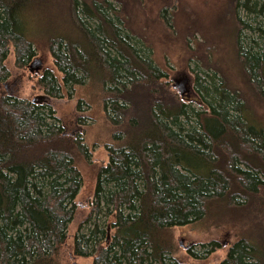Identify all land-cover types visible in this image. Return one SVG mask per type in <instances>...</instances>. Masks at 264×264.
Segmentation results:
<instances>
[{
  "label": "trees",
  "instance_id": "1",
  "mask_svg": "<svg viewBox=\"0 0 264 264\" xmlns=\"http://www.w3.org/2000/svg\"><path fill=\"white\" fill-rule=\"evenodd\" d=\"M34 1L0 0V264L64 262L83 185L78 160L91 157L89 115H79L70 130L50 99L72 98L87 79L100 83L115 130L106 143L108 159L98 161L89 210L74 232L73 256H89L91 264H176L174 228L203 218L212 201L261 207L264 126L246 118L243 93L223 76L212 81L215 72L209 83L195 74L191 95L182 96L173 76L183 72L142 51L113 0H68L70 29L45 35L27 28ZM232 2L238 59L263 96L264 0ZM244 28L258 29L262 42L243 43ZM39 43L56 68H29L43 99L10 92L11 49L17 65L28 68ZM87 103L79 98L77 112ZM258 236L238 235L221 264H264V226ZM209 244L207 252L221 247L216 239Z\"/></svg>",
  "mask_w": 264,
  "mask_h": 264
},
{
  "label": "rangeland",
  "instance_id": "2",
  "mask_svg": "<svg viewBox=\"0 0 264 264\" xmlns=\"http://www.w3.org/2000/svg\"><path fill=\"white\" fill-rule=\"evenodd\" d=\"M67 1L35 0L30 14H26L29 33L45 35L51 32H67L71 26ZM113 1L117 7L122 6L127 24L135 34L137 45L142 51L151 54L160 66L173 67L183 72L177 75L179 83L185 74L190 78L186 83L188 88L194 84L195 74H199L200 78H205V83H209L211 76L216 72L212 81L220 83L221 76L225 77L248 101L246 118L253 124L264 126V95L256 94L238 59L237 22L232 0ZM240 13L245 20L257 24L253 14L244 9H241ZM244 32L243 43L247 46H252L257 40L262 42L258 29L244 28ZM255 49H259V45H255ZM37 50V56L30 61L28 68H22L17 65L15 52L11 49L6 60L10 70V76L6 79L10 92L43 99V90L33 87L35 80L30 76V65L37 59L39 68L35 65L34 69L56 68L45 44L39 43ZM102 96L100 83L87 79L84 84L75 86L72 98L50 99V103L56 108V114L70 130L77 127L79 115H89L85 137L91 148V157L89 160H78L83 176V185L78 195L80 206L69 227L70 236L67 249L63 251V264L92 262L91 257L73 256L70 250L74 232L90 207L98 161L108 159L106 143L114 141L115 126L106 117ZM79 98L88 102L84 105L83 113L77 112L76 109ZM189 103L196 109L200 108L198 102L190 100ZM259 203L261 207L252 205L228 208L221 202L212 201L203 218L175 227L174 237L180 246L174 254L176 264H221L227 253V245L238 235L246 234L259 238L258 235L264 226V201ZM213 239L218 240L221 247L207 252V249L212 248L209 241ZM189 247L198 251L199 256L192 255L188 251Z\"/></svg>",
  "mask_w": 264,
  "mask_h": 264
},
{
  "label": "water",
  "instance_id": "3",
  "mask_svg": "<svg viewBox=\"0 0 264 264\" xmlns=\"http://www.w3.org/2000/svg\"><path fill=\"white\" fill-rule=\"evenodd\" d=\"M37 66L39 68L38 60H34V62L30 65L31 70H35L34 66ZM174 79V85L179 87L180 93L182 96L189 97L191 95L190 89L187 87L186 83L189 82L190 78L185 74L182 82L179 83L178 77L173 76ZM177 87V88H178Z\"/></svg>",
  "mask_w": 264,
  "mask_h": 264
},
{
  "label": "flooded vegetation",
  "instance_id": "4",
  "mask_svg": "<svg viewBox=\"0 0 264 264\" xmlns=\"http://www.w3.org/2000/svg\"><path fill=\"white\" fill-rule=\"evenodd\" d=\"M190 84H191V83H190ZM191 87H192V85H191ZM191 87H189V89H192ZM192 93H193V95L195 94V92H193V91H192ZM192 97H193V96H192Z\"/></svg>",
  "mask_w": 264,
  "mask_h": 264
}]
</instances>
